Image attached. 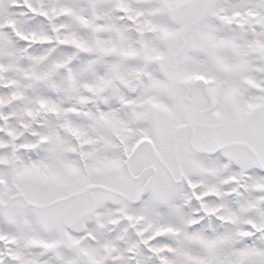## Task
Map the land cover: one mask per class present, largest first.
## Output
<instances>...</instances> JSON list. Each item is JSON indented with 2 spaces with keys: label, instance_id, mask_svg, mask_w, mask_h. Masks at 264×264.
<instances>
[{
  "label": "snow or ice",
  "instance_id": "snow-or-ice-1",
  "mask_svg": "<svg viewBox=\"0 0 264 264\" xmlns=\"http://www.w3.org/2000/svg\"><path fill=\"white\" fill-rule=\"evenodd\" d=\"M0 264H264V0H0Z\"/></svg>",
  "mask_w": 264,
  "mask_h": 264
}]
</instances>
